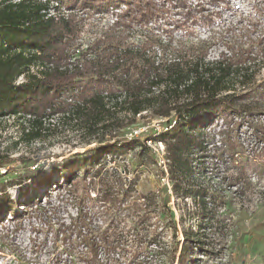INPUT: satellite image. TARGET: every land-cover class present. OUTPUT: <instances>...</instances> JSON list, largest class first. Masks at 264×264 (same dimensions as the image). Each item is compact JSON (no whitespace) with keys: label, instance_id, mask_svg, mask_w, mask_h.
<instances>
[{"label":"rangeland","instance_id":"rangeland-1","mask_svg":"<svg viewBox=\"0 0 264 264\" xmlns=\"http://www.w3.org/2000/svg\"><path fill=\"white\" fill-rule=\"evenodd\" d=\"M155 1L158 5L150 20L125 19L126 25L118 27L113 25L117 9L78 11L80 29L73 51L90 50L92 43L112 37L129 48L151 47L153 42L149 52L157 56L164 55L161 45L167 54L188 60L205 53L204 61H212L221 51L233 53L234 62L252 73L246 84L237 78L231 87L236 94L250 92L246 112L220 117L204 128L207 143L202 162L198 173L181 183L179 197L168 179L162 140H153L152 145L161 142L166 155L136 146L87 166V172L79 169L65 185L47 187L44 197V189L36 184L48 173L49 162L88 156V148L118 140L141 126L146 127L138 134L143 139L149 132L162 131L168 120L151 109L135 116L119 111L118 127L99 130L102 142L88 139L75 124L62 123L60 116L45 121L47 129L40 139L29 140L22 135L25 120L3 117L0 155L13 161L12 173L0 168L4 174L0 194L15 201L19 190L31 197L36 191L39 201L27 206L20 201L13 207L21 213L20 219L11 220L7 214L0 221V264H82V245L75 246L76 254L71 256L65 248L68 240L76 244L85 218L95 234L107 232L122 243L114 256L118 264H179L185 232H192L194 255L184 264H264V0H188L196 21L184 20L185 9L173 5L162 9L164 1ZM73 55L71 62L76 60ZM39 69L31 66L30 72ZM23 80L21 76L17 81ZM19 157L31 162L23 166ZM23 176L29 179L24 181ZM54 178L64 182L59 174ZM199 189L205 203L188 193ZM196 212L205 214L203 225L199 226Z\"/></svg>","mask_w":264,"mask_h":264},{"label":"trees","instance_id":"trees-1","mask_svg":"<svg viewBox=\"0 0 264 264\" xmlns=\"http://www.w3.org/2000/svg\"><path fill=\"white\" fill-rule=\"evenodd\" d=\"M163 1L162 9H167V5L185 9L184 20L196 21L188 0ZM157 5L155 0H0V119L13 116L25 120L24 138L40 139L47 129L45 121L56 116H60L62 123L79 126L88 139L96 138L100 142L104 141L99 134L101 128L110 130L119 126V111L135 116L151 109L155 115L167 118L168 124H173L170 130L157 135L149 132L144 139L122 136L105 141L95 149L88 148V156L63 163L49 162L48 173L36 182L40 190L44 189L43 197L48 194L47 187L65 185L79 169L87 172V166L99 164L106 156L113 158L136 146L149 151L147 138L165 142L168 179L179 197L181 183L193 178L202 162L207 143L204 128L220 117L240 116L246 112L250 92L236 94L231 87L237 78L246 84L252 73L234 62L233 53L221 51L212 61H204L205 53L202 58L188 60L179 54H167L166 46L161 45L164 55L157 56L149 52L153 42L151 47L143 44L129 48L121 39L113 42L112 37L105 42L99 39L84 53L78 49L77 54L73 51L80 29L78 11L107 13L117 9L113 25L118 27L126 25L125 19L150 20ZM172 24L177 26L175 21ZM72 54L76 57L74 62L70 61ZM31 66H38V73L30 72ZM20 76L24 80L18 82ZM12 161L0 155V168L12 173ZM18 161L23 166L31 162L24 157H19ZM55 174L64 182L55 179ZM23 177L24 181L29 179ZM188 193L205 203L200 189ZM20 201L27 206L37 203L39 197L36 191L31 197L19 190L13 201L7 194H0V221L7 214L11 220L20 219L21 213L13 211ZM196 214L199 226L203 225L205 214ZM85 219L81 224L83 228L78 229L74 238L76 244L73 240L67 242L65 249L69 255L76 254L75 246L82 245L84 249L79 256L82 264H118L114 256H118L122 243L107 232L95 234V228L88 227ZM191 233H184L186 242L179 264L194 255L190 252Z\"/></svg>","mask_w":264,"mask_h":264},{"label":"built area","instance_id":"built-area-1","mask_svg":"<svg viewBox=\"0 0 264 264\" xmlns=\"http://www.w3.org/2000/svg\"><path fill=\"white\" fill-rule=\"evenodd\" d=\"M21 77V76H20ZM173 124L172 123H169L168 125H165L163 128L162 131L160 132H165V131H168L170 130L171 126ZM146 127L145 126H141V127H138V128H135V129H131L129 132H126L125 134V138L127 139H133V138H136V137H139L138 134L142 132L143 129H145ZM158 130H154L153 132H151L153 135H157L160 133ZM153 140H158V139H146L145 142H146V145L147 147L149 148V150L152 152V153H155L156 155H159L158 152H161L162 154H165V152L163 151L164 147L162 145L161 142H158V147L152 145L153 143ZM166 155V154H165ZM163 161V160H162ZM168 162V159L165 160V162ZM164 162V161H163Z\"/></svg>","mask_w":264,"mask_h":264}]
</instances>
